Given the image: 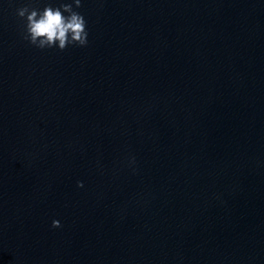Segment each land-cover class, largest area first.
<instances>
[{"label": "water", "instance_id": "obj_1", "mask_svg": "<svg viewBox=\"0 0 264 264\" xmlns=\"http://www.w3.org/2000/svg\"><path fill=\"white\" fill-rule=\"evenodd\" d=\"M60 2L0 0V264H264V0H81L87 46L30 45Z\"/></svg>", "mask_w": 264, "mask_h": 264}, {"label": "clouds", "instance_id": "obj_2", "mask_svg": "<svg viewBox=\"0 0 264 264\" xmlns=\"http://www.w3.org/2000/svg\"><path fill=\"white\" fill-rule=\"evenodd\" d=\"M81 7V0L61 2L58 5L46 4L43 9L25 5L16 10L19 18L24 20L23 39L30 45L40 49L58 48L65 50L70 45L85 47L88 45L87 21L73 7ZM132 163L135 162L133 157ZM78 187H83L78 182ZM60 222L54 220L52 227H60Z\"/></svg>", "mask_w": 264, "mask_h": 264}]
</instances>
